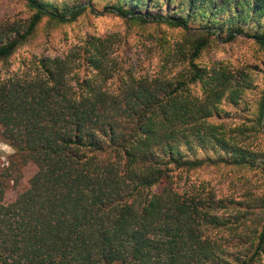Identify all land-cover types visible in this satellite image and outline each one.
Instances as JSON below:
<instances>
[{"label": "trees", "instance_id": "trees-1", "mask_svg": "<svg viewBox=\"0 0 264 264\" xmlns=\"http://www.w3.org/2000/svg\"><path fill=\"white\" fill-rule=\"evenodd\" d=\"M25 5L24 19L0 18V65L44 18L68 23L86 11L198 34L185 50L161 36L154 72L124 68L111 37L96 34L4 68L0 141L11 151L0 168V264H264V189L245 183L236 197L220 195L189 178L225 162L264 183V83L245 101L257 87L247 73L198 62L216 39L246 35L264 47V0ZM223 102L250 103L227 126L214 119ZM259 137L263 146L252 147Z\"/></svg>", "mask_w": 264, "mask_h": 264}, {"label": "rangeland", "instance_id": "rangeland-1", "mask_svg": "<svg viewBox=\"0 0 264 264\" xmlns=\"http://www.w3.org/2000/svg\"><path fill=\"white\" fill-rule=\"evenodd\" d=\"M50 1L60 4L62 2L70 3L73 0ZM107 1L111 0H92L96 7H100ZM29 12L25 0H0V18L8 16L21 20L27 17ZM87 34L109 35L113 40V48L115 49L111 56L122 61L124 68L127 66L132 68V73L142 74L143 72H154L157 69L158 55H160V52L157 53V41L161 40V36H164L171 46L176 47L179 44L185 50L188 41L198 33L194 29L183 30L165 24L153 23L144 27L112 12L93 13L86 11L68 23H53L44 18L38 23L32 35L16 48L8 62L0 65V75L5 67L9 69L26 67L37 56H59L67 51L71 45L79 43ZM120 54L123 56L121 59ZM213 60H222L235 73H247L257 87L246 90L245 101L255 102L258 99L264 83L263 46H259L251 37L246 35H236L227 41L212 40L201 51L198 62L209 65ZM176 69L177 66L170 67L171 71ZM198 89V85H194L192 88L194 93H199ZM248 103L250 102L242 103L238 108H235L231 104L223 102L221 114L214 118L215 121L221 120L227 126L240 123L242 119L240 115L248 112L243 106L246 107ZM251 146L261 148L263 139L260 137L254 139ZM10 151L11 147L6 142L0 141V168L6 165L7 154ZM24 170L28 173L33 170V166ZM189 174L191 181L196 183L199 180L209 182L213 190L220 195L236 197L245 183L253 187L250 189L251 191L257 188L260 192L264 189V183L259 175H252L253 171L249 168H239L235 164L221 162L217 165H204L190 171ZM182 180L179 182L181 183ZM13 192V187L8 185L5 190V197Z\"/></svg>", "mask_w": 264, "mask_h": 264}]
</instances>
